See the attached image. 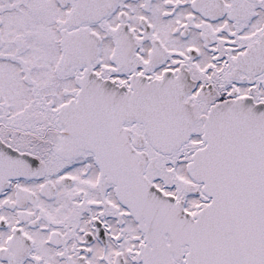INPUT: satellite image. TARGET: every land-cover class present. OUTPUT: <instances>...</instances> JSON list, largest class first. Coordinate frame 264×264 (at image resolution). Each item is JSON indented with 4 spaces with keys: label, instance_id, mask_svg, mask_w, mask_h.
Returning a JSON list of instances; mask_svg holds the SVG:
<instances>
[{
    "label": "snow or ice",
    "instance_id": "snow-or-ice-1",
    "mask_svg": "<svg viewBox=\"0 0 264 264\" xmlns=\"http://www.w3.org/2000/svg\"><path fill=\"white\" fill-rule=\"evenodd\" d=\"M0 264H264V0H0Z\"/></svg>",
    "mask_w": 264,
    "mask_h": 264
}]
</instances>
